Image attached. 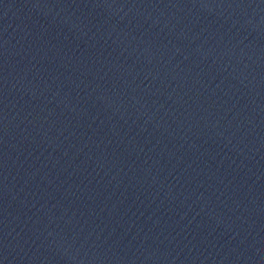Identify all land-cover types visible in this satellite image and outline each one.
Instances as JSON below:
<instances>
[{"label": "water", "instance_id": "95a60500", "mask_svg": "<svg viewBox=\"0 0 264 264\" xmlns=\"http://www.w3.org/2000/svg\"><path fill=\"white\" fill-rule=\"evenodd\" d=\"M264 172V0H0V149Z\"/></svg>", "mask_w": 264, "mask_h": 264}]
</instances>
